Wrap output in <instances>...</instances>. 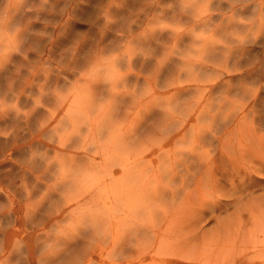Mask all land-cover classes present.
Returning <instances> with one entry per match:
<instances>
[{
  "label": "rangeland",
  "instance_id": "1",
  "mask_svg": "<svg viewBox=\"0 0 264 264\" xmlns=\"http://www.w3.org/2000/svg\"><path fill=\"white\" fill-rule=\"evenodd\" d=\"M263 139L264 0H0V264L237 255L264 233Z\"/></svg>",
  "mask_w": 264,
  "mask_h": 264
},
{
  "label": "bare ground",
  "instance_id": "2",
  "mask_svg": "<svg viewBox=\"0 0 264 264\" xmlns=\"http://www.w3.org/2000/svg\"><path fill=\"white\" fill-rule=\"evenodd\" d=\"M226 115V114H225ZM194 126V125H193ZM235 126V125H234ZM196 128V127H195ZM209 128V127H208ZM204 129V128H203ZM207 129V128H206ZM234 131V130H233ZM247 131V130H246ZM193 132V131H192ZM231 132V131H230ZM230 132H229V136H230ZM193 134V133H192ZM227 134V133H226ZM236 134V132H235ZM199 135V133L197 134ZM196 137V136H195ZM244 137V136H243ZM245 138V137H244ZM264 140V139H263ZM174 142V141H173ZM196 142V141H195ZM221 142V141H220ZM236 142H237V145H234V140L233 138H227V141H225V143L223 144L222 150L220 151H223L224 149L226 148H229L230 151L227 153V157L229 158V160L231 161H234L236 162L238 159H241V160H244V161H248V157H250V150L251 148H249L244 142L243 140H238L236 139ZM253 143V141L251 142V144ZM262 144V143H261ZM151 145V144H150ZM154 145V144H153ZM152 146V145H151ZM261 146V145H260ZM146 148V146H145ZM153 148V146H152ZM162 148V146L160 147ZM170 149V147H169ZM151 149H147V151H144V152H141L140 154H138V156L134 159H139V160H142L144 155H146ZM156 151V150H155ZM155 151H150L151 154H153ZM160 151V150H159ZM169 151V150H168ZM250 151V152H249ZM106 152V151H105ZM158 153V151H157ZM191 153L195 154L196 153V150L193 149L191 151ZM110 154V153H109ZM255 154V153H254ZM108 155V153L106 154ZM211 153L210 151H205L204 153H199V158L200 161L197 162V166H202V165H205L208 169H212L213 168V163L215 158L213 156H210ZM109 156V155H108ZM107 156V158H108ZM114 156V155H113ZM172 156V155H171ZM107 158L103 157V160L105 162H107ZM153 158V157H152ZM178 159V157H177ZM219 159V158H218ZM94 160V159H93ZM148 160V159H147ZM104 161L102 162V164L104 163ZM150 161V160H149ZM142 162V161H140ZM136 164V162H134ZM245 163H248V162H245ZM96 164V163H95ZM99 164H101V162H99ZM181 164H184V163H181ZM134 165V164H133ZM185 168H187V165L184 164ZM215 166V165H214ZM220 166V164H219ZM224 166V164H223ZM134 167V166H133ZM99 168V166H98ZM223 168V167H222ZM176 168H172V171H175ZM127 171H128V168L126 166V163H125V166H124V169H123V173L125 176H129V174H127ZM167 171L169 172V169H167ZM170 173V175H175L176 172H173ZM187 171L189 172L190 170L187 169ZM213 171V170H212ZM158 175H161V174H158ZM204 175V174H203ZM216 175V173H215ZM92 177V176H91ZM133 176H131L132 178ZM193 177L196 179V181H200L201 180V177H199L197 174H193ZM90 178V177H89ZM203 178V176H202ZM181 182H182V186L184 187L185 186V183H186V179L185 178H181ZM190 182V181H189ZM207 182L208 184L210 185V189L206 190V191H203L202 193V196L199 197V200L195 201L196 203H198V205L203 208V204H210L211 206H214L216 205L220 200L219 198H217V194H216V191L217 190H221V184L219 182V178L217 176H214L212 174L209 175V177L207 178ZM193 183V182H192ZM191 183V184H192ZM147 184V183H146ZM108 185V184H107ZM106 185V186H107ZM189 185V184H188ZM240 185H244L243 183H241ZM191 187V186H189ZM199 188V187H198ZM238 188V186H235L234 187V190L233 192L231 191L230 193L234 194V192H236V189ZM146 189V188H144ZM202 192V191H201ZM200 192V193H201ZM206 192V194H205ZM194 193V192H193ZM158 194V192H157ZM208 194V195H207ZM231 195V194H230ZM187 196V195H186ZM210 197V198H209ZM187 198V197H186ZM185 198V199H186ZM209 198V199H208ZM130 197L127 198V202H131V204H136V198H133L131 199L130 201ZM194 200V199H193ZM138 202V201H137ZM186 203L187 201H185V204L184 205H181L182 207L176 211H174V219L173 220V224H175L176 226L182 224L184 222V220L182 219L183 218V213L185 212V207L187 209H189L187 206H186ZM134 207V206H133ZM196 207V206H195ZM179 208V207H178ZM188 211H191L190 209ZM182 213V214H180ZM128 215V213H127ZM193 215V212L191 211V216ZM168 216V213L165 215V217ZM63 218V217H61ZM60 219V218H59ZM202 217H200L198 220L202 221ZM167 222V221H166ZM249 221L246 220L245 221V224H243L242 222L239 224V223H236L235 226H232V229L233 230H236V233H237V236H233V237H237L238 238V234L241 233L242 231V227L243 226H246L248 225ZM255 225V229H257V226H258V223L255 222L254 223ZM184 226V225H182ZM219 224H217L216 226H214V229L215 231L217 232H214V233H210V231L212 229L210 228H206L203 230V234L200 236V239L203 241V242H207L208 244H211L213 241H216L217 245L220 246L221 245H224V241H225V237H223L225 235V233H223L225 230H222V227H218ZM160 227V226H159ZM179 227V226H178ZM162 228V226H161ZM160 228V229H161ZM202 229V228H201ZM200 229V230H201ZM155 232V231H154ZM166 232V231H165ZM160 233H157L156 235H159ZM218 234V235H217ZM177 235V234H176ZM251 236L245 240V244L244 245V248L243 250L240 248V250H238L239 252H237V255H232V256H223V255H217V256H210V257H206L205 259H188L190 262L189 264H264V233L263 234H259L257 232H253L252 234H250ZM178 236V235H177ZM228 237V236H227ZM175 239V238H174ZM236 239V238H235ZM179 239H177L178 241ZM160 241V240H159ZM174 241V240H173ZM172 241V242H173ZM183 241V240H182ZM221 241V243H220ZM230 241V240H229ZM163 243V242H162ZM178 242H176V245H177ZM183 243V242H182ZM189 243V242H188ZM226 243V242H225ZM181 244V243H180ZM185 244V243H184ZM175 245V244H174ZM179 245V244H178ZM189 245V244H188ZM202 245V243H201ZM173 247V246H172ZM214 247V246H212ZM142 248V247H141ZM174 248V247H173ZM172 248V249H173ZM177 248V247H176ZM170 249V248H169ZM186 249V247H185ZM184 249V250H185ZM191 249V248H190ZM203 249V248H202ZM206 249V248H205ZM204 249V250H205ZM209 249V248H208ZM226 249V248H225ZM171 250V249H170ZM183 250V251H184ZM211 250V249H210ZM223 250L220 248L219 252ZM228 250V248H227ZM231 250V248H230ZM195 251V250H194ZM213 251V250H212ZM180 252V251H179ZM185 252V251H184ZM175 253V251H174ZM181 253V252H180ZM183 253V252H182ZM197 253V251H196ZM234 253V251H233ZM216 254V253H215ZM183 255V254H182ZM186 255V254H185ZM174 256V255H173ZM148 257V264H182L180 263L178 260L176 259H172V258H168V257H165L164 255H162L161 253H158L157 255H153V254H148V252L146 250H140L139 251V254L137 255V258H134V257H131L129 260H121V264H131V263H141V264H144L146 263L145 260L146 258ZM137 263V264H138Z\"/></svg>",
  "mask_w": 264,
  "mask_h": 264
}]
</instances>
